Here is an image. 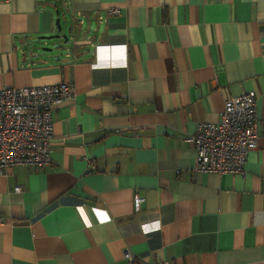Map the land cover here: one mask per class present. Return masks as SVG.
<instances>
[{
    "label": "crops",
    "instance_id": "0c3cea01",
    "mask_svg": "<svg viewBox=\"0 0 264 264\" xmlns=\"http://www.w3.org/2000/svg\"><path fill=\"white\" fill-rule=\"evenodd\" d=\"M61 81L50 163L0 175V264H264V0H0V88ZM250 89L244 173L194 171L186 137Z\"/></svg>",
    "mask_w": 264,
    "mask_h": 264
},
{
    "label": "built area",
    "instance_id": "2783aa9c",
    "mask_svg": "<svg viewBox=\"0 0 264 264\" xmlns=\"http://www.w3.org/2000/svg\"><path fill=\"white\" fill-rule=\"evenodd\" d=\"M109 8L108 15L119 14ZM75 94L72 82L0 88V175L17 164L43 167L51 161L53 136L52 111ZM257 95L250 89L224 99L217 123L199 122L186 140L195 148L194 171L244 173L249 152L256 148L259 120ZM91 163V162H90ZM93 166V164H91ZM15 191L21 186L15 185ZM144 198L133 195V209H139ZM124 264H175L170 260L149 263L139 259L128 248L122 254Z\"/></svg>",
    "mask_w": 264,
    "mask_h": 264
},
{
    "label": "water",
    "instance_id": "95a60500",
    "mask_svg": "<svg viewBox=\"0 0 264 264\" xmlns=\"http://www.w3.org/2000/svg\"><path fill=\"white\" fill-rule=\"evenodd\" d=\"M55 25H56V28H57V33L56 34H52V35H41V36H38V39H50V38H57L59 36H62L64 38H67V36L63 33V34H60V31L62 30V24L60 22V17H56L55 19ZM42 49H48L50 50V48H43Z\"/></svg>",
    "mask_w": 264,
    "mask_h": 264
}]
</instances>
